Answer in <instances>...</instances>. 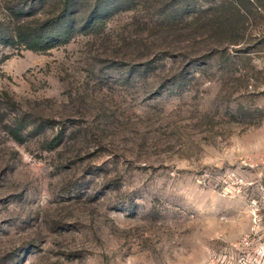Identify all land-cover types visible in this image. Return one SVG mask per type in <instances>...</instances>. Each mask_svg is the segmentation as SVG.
Listing matches in <instances>:
<instances>
[{"label":"rangeland","instance_id":"obj_1","mask_svg":"<svg viewBox=\"0 0 264 264\" xmlns=\"http://www.w3.org/2000/svg\"><path fill=\"white\" fill-rule=\"evenodd\" d=\"M254 212L264 0H0V264H217Z\"/></svg>","mask_w":264,"mask_h":264},{"label":"built area","instance_id":"obj_2","mask_svg":"<svg viewBox=\"0 0 264 264\" xmlns=\"http://www.w3.org/2000/svg\"><path fill=\"white\" fill-rule=\"evenodd\" d=\"M252 215L249 230L218 255L217 264H264V217Z\"/></svg>","mask_w":264,"mask_h":264},{"label":"trees","instance_id":"obj_3","mask_svg":"<svg viewBox=\"0 0 264 264\" xmlns=\"http://www.w3.org/2000/svg\"><path fill=\"white\" fill-rule=\"evenodd\" d=\"M73 0H64V10L67 9L69 4ZM15 28L13 35L8 39L10 43H18L23 45L26 49L30 50H44L49 47L47 44L48 41H51V38L44 34L42 30L39 32H34V29L30 28L29 26H25L24 22ZM53 39H57L56 37ZM15 136V135H14Z\"/></svg>","mask_w":264,"mask_h":264}]
</instances>
